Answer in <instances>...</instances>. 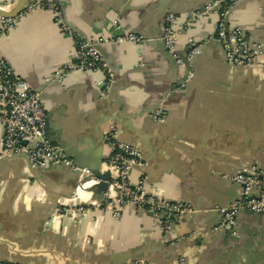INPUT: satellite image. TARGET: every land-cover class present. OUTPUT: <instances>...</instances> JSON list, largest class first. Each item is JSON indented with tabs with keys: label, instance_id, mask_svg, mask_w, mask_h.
Segmentation results:
<instances>
[{
	"label": "crops",
	"instance_id": "obj_1",
	"mask_svg": "<svg viewBox=\"0 0 264 264\" xmlns=\"http://www.w3.org/2000/svg\"><path fill=\"white\" fill-rule=\"evenodd\" d=\"M15 0H0V7ZM68 31L51 12L18 17L0 37V56L40 92L49 130L76 150L84 165L100 166L110 153L102 136L115 126L118 141L142 153L130 181L193 213L165 233L145 212L125 208L118 218L95 210L73 219L51 214L56 206L96 203L98 182L84 184L67 168L31 171L19 158L0 159V263L9 264H264V214L241 212L235 234L216 229L225 208L242 197L232 179L243 168L264 171V0L229 10L228 29L241 28L257 47L259 65L232 66L215 40L218 17L205 13L186 27V16L211 0H56ZM176 23L177 53L187 41L200 46L185 83V68L172 66L159 43L100 45L112 75L107 96L97 83L102 70L72 72L46 83L67 65L75 37L90 41L133 34L155 39L166 13ZM161 112L156 121L153 114ZM0 149V154H1Z\"/></svg>",
	"mask_w": 264,
	"mask_h": 264
},
{
	"label": "built area",
	"instance_id": "obj_2",
	"mask_svg": "<svg viewBox=\"0 0 264 264\" xmlns=\"http://www.w3.org/2000/svg\"><path fill=\"white\" fill-rule=\"evenodd\" d=\"M245 0H212L206 5L204 12H194L186 16L185 26L195 23L205 13H215L218 17L215 40L219 42L229 65L253 67L257 62L259 49L250 48L243 30L228 29L227 17L232 6ZM9 9V6H6ZM47 10L54 17L55 24L63 31L68 28L63 22L62 13L56 0H29L23 14L35 10ZM17 19L0 18V37L11 30ZM176 18L173 14L165 17L162 27L163 41L170 54L177 53V32L174 29ZM132 43L144 45L147 40L141 36L128 34L116 39L99 38L90 41L81 36L75 37V48L70 53L69 63L46 80L47 84L61 82L72 72L83 74L102 70L105 79L97 83L103 96H107L112 84L110 70L104 64L98 50L100 45L112 43ZM187 45L194 46L189 59L200 52V46L188 40ZM180 65V62H178ZM156 121L162 119L161 112L153 114ZM47 115L40 99V92L31 89L0 56V159L12 155L24 154L33 168H48L52 165H64L73 171H80L84 177L94 178L86 169L73 166L72 161L65 158L57 148H53L46 139ZM104 141L109 148L105 166L114 170L116 176L111 178L104 193L103 201L90 207H58L56 213L60 216L79 219L92 214L95 210L109 211L113 218H118L125 208L136 212L150 214L155 224L167 233L181 222L193 209L184 202H171L153 193H148L141 182L133 184L130 181L134 168L142 166L140 152L117 140V130L110 126L104 134ZM242 189V197L225 208L215 209L220 216L216 229L235 234L237 216L241 212L264 214V171L257 166L243 168L232 179ZM9 264V263H0Z\"/></svg>",
	"mask_w": 264,
	"mask_h": 264
},
{
	"label": "water",
	"instance_id": "obj_3",
	"mask_svg": "<svg viewBox=\"0 0 264 264\" xmlns=\"http://www.w3.org/2000/svg\"><path fill=\"white\" fill-rule=\"evenodd\" d=\"M28 1L29 0H15L14 3L11 6H9V9H7L6 7H0V18H4V19H16V18H18L19 16H21L24 13V11H25V9L27 7ZM205 7L206 6H204L203 8H201L198 11L203 13L204 10H205ZM169 14H172V13L171 12L166 13L165 16L163 17V20H162V23H161V30L159 31L158 37H156L155 39L153 38V39H145V40H147L149 42L152 41L151 43H155V42L159 43L160 44L159 45L160 52L163 54V56L165 58H167V60L170 62V64L172 66H180V65H182L185 68L186 75L182 79V81L177 84V86L181 87L185 83V81H186V79H187V77L189 76V73H190L191 61H192L193 58L189 59V54L193 50L194 46L187 45L184 53H182V54H179V53L170 54L166 50L165 44H164V41H163V34H162L161 31H162V27H163V24H164L165 17L167 15H169ZM226 28L228 30V26L227 25H226ZM98 50L100 52L99 47H98ZM225 59H226V57H225ZM178 62H180V65L178 64ZM114 128H116V127L114 126ZM45 134H46V139L49 142V144L53 148L59 149L64 154L66 159L72 161L73 166H75L76 168H79V169H86L87 171H89L93 175V177H94L93 179L98 182V184L95 187L96 203L93 204V205L100 204L103 201L104 193L106 192V190L108 188V183L111 180V176L108 173L107 174H102L101 171L99 170V165L91 167L89 165L82 164L80 162L79 158L76 156L77 151L72 149L67 144H62L56 138V136L53 134V132L49 130L48 116H47V124H46ZM102 141H104V136H102ZM120 143H122V142H120ZM122 144H125V143H122ZM125 145H127L129 147H132V148H134V149H136V150H138L140 152V150L138 148H136L135 146H133V145H129V144H125ZM140 154H142V153L140 152ZM3 158H5V157H3ZM6 158L23 159L27 163V165H28V167L30 168L31 171L44 172V171L50 170V169L67 168L72 176L77 177L78 180L80 178V180H81L80 184L81 185L84 184L87 180H89V178L84 177L80 171H73L70 167L64 166V165H61V164L52 165V166H50L48 168H44V169L33 168L24 154L12 155V156H9V157H6ZM106 160H107V158L106 159L105 158L101 159L100 160V166L101 165L105 166V161ZM93 205H86V204H82L81 203V204H78L77 206L90 207V206H93ZM58 207H64V206H60L59 205V206L54 207L53 209H51V214L56 213V210H57Z\"/></svg>",
	"mask_w": 264,
	"mask_h": 264
}]
</instances>
